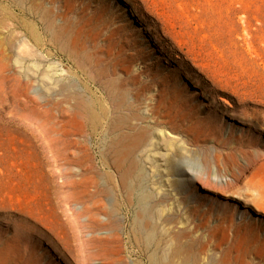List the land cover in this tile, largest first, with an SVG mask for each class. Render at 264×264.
Instances as JSON below:
<instances>
[{
    "label": "rangeland",
    "instance_id": "374dc122",
    "mask_svg": "<svg viewBox=\"0 0 264 264\" xmlns=\"http://www.w3.org/2000/svg\"><path fill=\"white\" fill-rule=\"evenodd\" d=\"M155 249L264 264V0H0V264Z\"/></svg>",
    "mask_w": 264,
    "mask_h": 264
},
{
    "label": "bare ground",
    "instance_id": "6f19581e",
    "mask_svg": "<svg viewBox=\"0 0 264 264\" xmlns=\"http://www.w3.org/2000/svg\"><path fill=\"white\" fill-rule=\"evenodd\" d=\"M21 2V1H20ZM26 4V3H25ZM24 5V4H23ZM24 7V6H23ZM136 7L137 8H141L142 10H144V11H147V9L145 10L144 8H142L141 7V5H136ZM22 21V20H21ZM24 21V20H23ZM24 22H26V21H24ZM177 58H179L178 57V55L176 56ZM161 116H159L158 118H157V123H158V125H161V124H163V120H161ZM118 151V150H117ZM114 153H115V151H114ZM116 155V154H115ZM125 156V155H124ZM122 157H123V155H122ZM121 157V158H122ZM127 157V156H126ZM120 158V159H121ZM125 159V158H124ZM117 162V161H116ZM115 162V163H116ZM122 162V161H121ZM120 162V164L122 165V163ZM114 163V162H113ZM118 165V164H117ZM117 168V167H116ZM120 177H122V176H120ZM123 178V177H122ZM121 179V178H120ZM123 179H121V181H122ZM123 182V181H122ZM137 185V184H136ZM135 185V186H136ZM130 187H131V185H130ZM124 188V187H123ZM134 188V187H133ZM129 189V188H128ZM139 189V188H138ZM131 191V190H130ZM133 191L135 192V190L133 189ZM132 191V192H133ZM141 193V192H140ZM129 195H131V192H130V194ZM138 195L139 194H137L136 196H137V199H138ZM133 196V195H132ZM146 198V197H145ZM132 199V198H131ZM139 199L140 200H142V198H140V196H139ZM149 200V199H148ZM147 200V201H148ZM143 201V200H142ZM138 203V202H137ZM143 203V202H142ZM144 203H145V201H144ZM158 203V202H157ZM139 204H141V203H138V205ZM130 205V204H129ZM144 208H145V206H144ZM114 210V209H113ZM142 211H143V209H142ZM151 211V210H150ZM146 212V211H145ZM144 212V213H145ZM160 212V211H159ZM112 214V213H111ZM114 215V214H113ZM144 216V215H143ZM142 216V217H143ZM134 221V220H133ZM139 223V222H138ZM140 224V223H139ZM140 225H142V224H140ZM147 226V225H146ZM135 227V226H134ZM141 228V227H140ZM152 228H154L153 226H152ZM136 229V228H135ZM146 230V229H145ZM134 233V232H133ZM178 235V234H177ZM152 237V236H151ZM138 241V240H137ZM150 243V242H149ZM178 244V243H177ZM147 245V244H146ZM146 247V246H145ZM171 247V246H170ZM176 254V253H175ZM149 256V255H148ZM176 257V256H175ZM64 259V258H63ZM171 259H173V258H171ZM178 259V258H177ZM148 260H149V263L148 264H169V261H168V259L162 254V255H160L159 253H158V251H157V249H155V252H153L150 256H149V258H148ZM182 260H184V258L182 259ZM173 261V260H172ZM172 263V262H171ZM197 264V263H196Z\"/></svg>",
    "mask_w": 264,
    "mask_h": 264
}]
</instances>
